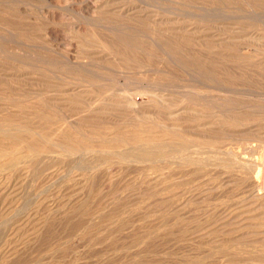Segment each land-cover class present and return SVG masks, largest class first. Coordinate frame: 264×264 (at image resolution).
Here are the masks:
<instances>
[{"label": "rangeland", "instance_id": "1", "mask_svg": "<svg viewBox=\"0 0 264 264\" xmlns=\"http://www.w3.org/2000/svg\"><path fill=\"white\" fill-rule=\"evenodd\" d=\"M0 264H264V0H0Z\"/></svg>", "mask_w": 264, "mask_h": 264}, {"label": "bare ground", "instance_id": "2", "mask_svg": "<svg viewBox=\"0 0 264 264\" xmlns=\"http://www.w3.org/2000/svg\"><path fill=\"white\" fill-rule=\"evenodd\" d=\"M134 110V109H133ZM136 111V110H135ZM140 112V111H139Z\"/></svg>", "mask_w": 264, "mask_h": 264}]
</instances>
